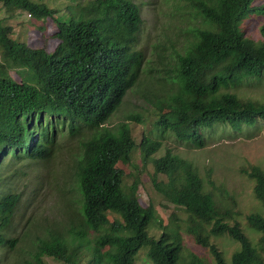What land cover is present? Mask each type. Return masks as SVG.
<instances>
[{
	"label": "trees",
	"instance_id": "obj_1",
	"mask_svg": "<svg viewBox=\"0 0 264 264\" xmlns=\"http://www.w3.org/2000/svg\"><path fill=\"white\" fill-rule=\"evenodd\" d=\"M258 1L188 0L195 24L169 64L165 60L167 73L159 83L166 79L164 85L157 92L145 91L156 122L138 143L129 122L106 123L139 82L144 68L145 54L136 44L143 25L139 4L89 0L71 3L61 11L36 0H0L7 18L17 10L37 20L52 18L59 40L52 50L34 47L31 40L22 39L20 29L17 33L15 25L0 17L4 56L0 60V159L5 147L33 159L48 157L67 122L72 133L79 122L102 127L88 142L93 157L77 172L83 225L71 231L69 238L59 234L39 238L35 253L24 264H49L46 256L81 264L86 254L91 264H135L144 246L149 247L153 264H264L263 166L248 162L239 169L253 181L261 206L246 213L214 179L211 164H206L205 176L195 162L177 152L168 149L156 155L167 135L204 147L220 125L242 131L264 121V101L235 91L243 81L264 75V26L263 39L257 41L246 35L244 26L264 14V3ZM12 69H19L20 79L11 75ZM137 152L144 170L134 163ZM120 161L129 164V172L118 166ZM150 162L154 190L187 213L181 222L175 215L178 230L185 229L206 247L208 257L191 251L182 241H167L164 231L160 236L150 234L152 224L164 226L155 205L145 206L139 197ZM19 198L16 192L0 198V245L13 243L3 230ZM242 215L249 230L258 234L256 240L245 230ZM89 233L95 234L93 241ZM221 236L238 243L230 262L213 240Z\"/></svg>",
	"mask_w": 264,
	"mask_h": 264
},
{
	"label": "rangeland",
	"instance_id": "obj_2",
	"mask_svg": "<svg viewBox=\"0 0 264 264\" xmlns=\"http://www.w3.org/2000/svg\"><path fill=\"white\" fill-rule=\"evenodd\" d=\"M36 1L62 11L71 3H86L89 0ZM135 1L141 7L143 17V25L137 35L136 44L145 54V64L139 82L129 91L123 104L106 125L114 126L123 121L129 122L136 141L140 143L144 132L149 133L156 122L145 91L157 92V89L164 85L166 79L159 84L161 77L167 73L164 62L166 60L169 64L168 61L173 57L175 49L180 48L183 40L190 35L188 29L195 21L193 10L189 8L191 4H187L188 0ZM257 3L263 4L264 0ZM7 16L6 6L0 3V17ZM7 19L8 23L15 25L17 33L20 29L23 40L32 41V46H44L48 50L57 46L58 29L52 18L46 21L37 20L27 11L17 10L14 16ZM244 26L247 36L253 37L256 41L263 39L264 14L252 17ZM3 58L0 50V60L3 61ZM18 70H11V75L16 79H20ZM235 91L242 96L264 101V75L243 81L237 88L235 87ZM76 127L77 130L73 133L68 128V122L62 127L52 145L50 155L46 158L33 159L25 154L24 156L15 154L8 147L2 150L0 198L11 192L19 193L20 198L10 224L3 230L7 239H12L13 243L6 242L0 245V264H24L25 260L30 259L35 253L39 238H47L53 234L69 238L71 231L83 225V198L78 186L77 172L93 157L88 142L102 127L84 122H79ZM168 149L190 158L200 167L202 175L206 176V164H211L214 179L218 184H223L236 198L244 212L252 211L255 206L261 209L254 195L253 181L239 169L248 162L264 168V121L254 128H244L242 131L231 129L230 125H220L213 131L204 147H196L174 135H167L156 155H163ZM134 157V163H139V170H144L140 154L137 152ZM118 166L125 172L130 171L129 164L124 161H120ZM153 169L150 162L146 169L148 173L142 175L139 197L143 205L151 203L155 205L157 215L163 220L164 226L160 228L157 223L152 224L150 234L160 236L164 231L168 236L167 241L174 244L182 241L191 251L208 257L206 247L197 244L194 237L185 229L178 230V219L175 215L182 218L179 220L181 222L187 217V213L154 190L150 183ZM205 187L210 189L211 185L205 182ZM240 218L247 233L256 240L258 234L249 230L243 215ZM94 236L95 234L89 233L90 240L93 241ZM213 240L220 243L230 262L231 254L238 243L229 236L213 237ZM148 248L144 246L140 250L135 264H153L147 254ZM45 258L49 264H66L49 256ZM81 264H91L89 255L83 256Z\"/></svg>",
	"mask_w": 264,
	"mask_h": 264
},
{
	"label": "clouds",
	"instance_id": "obj_3",
	"mask_svg": "<svg viewBox=\"0 0 264 264\" xmlns=\"http://www.w3.org/2000/svg\"><path fill=\"white\" fill-rule=\"evenodd\" d=\"M135 137V136H134ZM136 139V138H135ZM137 142V141H136ZM81 228V227H80Z\"/></svg>",
	"mask_w": 264,
	"mask_h": 264
}]
</instances>
